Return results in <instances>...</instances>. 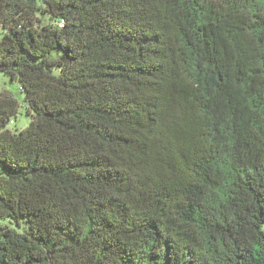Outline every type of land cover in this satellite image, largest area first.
Wrapping results in <instances>:
<instances>
[{
    "label": "trees",
    "instance_id": "1",
    "mask_svg": "<svg viewBox=\"0 0 264 264\" xmlns=\"http://www.w3.org/2000/svg\"><path fill=\"white\" fill-rule=\"evenodd\" d=\"M0 264H264V0H0Z\"/></svg>",
    "mask_w": 264,
    "mask_h": 264
},
{
    "label": "rangeland",
    "instance_id": "2",
    "mask_svg": "<svg viewBox=\"0 0 264 264\" xmlns=\"http://www.w3.org/2000/svg\"><path fill=\"white\" fill-rule=\"evenodd\" d=\"M0 93H8L12 95L20 104L19 114L14 119V125H10L9 129L14 132H21L30 124V118L27 115V107L24 103V94L21 92L19 83L12 82L11 79L0 73Z\"/></svg>",
    "mask_w": 264,
    "mask_h": 264
}]
</instances>
